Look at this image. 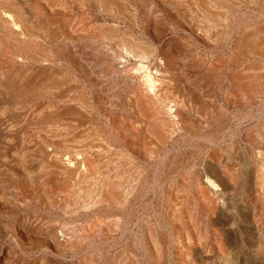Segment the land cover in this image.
I'll return each mask as SVG.
<instances>
[{
  "label": "rangeland",
  "instance_id": "374dc122",
  "mask_svg": "<svg viewBox=\"0 0 264 264\" xmlns=\"http://www.w3.org/2000/svg\"><path fill=\"white\" fill-rule=\"evenodd\" d=\"M5 1L0 0V264H176L180 248L191 264H224L229 254L226 264H263L264 179L257 175L261 156L251 146L255 138L250 140L254 132L257 139V133L264 135V54L257 46L264 41V0H55L60 11L51 26L41 24L45 16L35 13L46 40L31 47L11 25L15 14L5 11L11 6ZM127 45L156 53L147 65L153 69L159 62L164 71L158 97H147L140 63L128 55ZM59 84L63 98L56 96ZM162 96L183 107L204 132L170 121ZM223 148L226 159L236 154L238 161L226 203L230 212L210 215L193 175L205 168L212 151ZM57 159L67 168L57 170L52 165ZM169 198L178 200L171 204ZM223 226L231 230L228 235Z\"/></svg>",
  "mask_w": 264,
  "mask_h": 264
},
{
  "label": "bare ground",
  "instance_id": "6f19581e",
  "mask_svg": "<svg viewBox=\"0 0 264 264\" xmlns=\"http://www.w3.org/2000/svg\"><path fill=\"white\" fill-rule=\"evenodd\" d=\"M5 1V0H4ZM7 2H8V4L9 5H11L10 7H8V9L7 10H5V11H7V12H9L8 14L9 15H11V13L12 14H15L14 15V22H12V26H14V27H18L21 31H20V34L19 35H22V36H24V40H23V45H25V44H27L28 43V45L30 44V47L32 46V44L34 43V44H36V43H40V41H42V39L43 40H46V37H42V35H44L43 33H42V35L39 33V28L37 29V24L36 23H38V22H34V18H35V13L37 12V14L38 13H41V14H43L44 16H45V21L43 22L42 21V23L41 24H43V23H45L46 25H50L51 26V24L52 23H55L57 20H58V17H59V11H60V7H58L57 6V3L55 2V0H6ZM5 1V2H6ZM81 1V0H80ZM149 1V0H148ZM188 1H190V0H188ZM199 1V0H198ZM202 1V0H201ZM228 1H230V0H228ZM247 1V0H246ZM1 2H3V1H1ZM6 2V3H7ZM30 2H31V6H30ZM111 2V1H110ZM181 2V1H180ZM184 2H186V1H184ZM210 2V1H209ZM234 2V1H233ZM249 2V1H248ZM258 2V1H257ZM235 3H237V2H235ZM5 5V3H2V5ZM13 4V5H12ZM194 4V3H193ZM203 4H204V2H203ZM203 4H202V6H203ZM238 4V3H237ZM237 4H234V6L235 5H237ZM105 5H108V4H105ZM148 5V4H147ZM191 5H192V3H191ZM205 5V4H204ZM120 6V5H119ZM179 6V5H178ZM206 6H207V4H206ZM224 6V5H223ZM238 6H239V4H238ZM250 6H251V4H250ZM6 7V6H5ZM19 7V8H18ZM204 7V6H203ZM208 7V6H207ZM248 7V6H247ZM77 8H79V7H77ZM115 8V7H114ZM123 8V7H122ZM206 8V7H205ZM242 7H240V9H241ZM263 8H264V6H263ZM1 9V8H0ZM124 9V8H123ZM127 9V8H126ZM192 9H194V8H192ZM208 9V8H207ZM243 9V8H242ZM2 10V9H1ZM4 10V9H3ZM185 10H187V9H185ZM184 10V11H185ZM211 11H212V9H210ZM236 10V9H235ZM132 11V10H131ZM171 11V10H170ZM208 11V10H207ZM206 11V12H207ZM219 11V10H218ZM185 12H187V11H185ZM197 12V11H196ZM213 12H215L214 10H213ZM212 12V13H213ZM188 13V12H187ZM198 13V12H197ZM222 13H223V11H222ZM36 14V15H37ZM113 14V13H112ZM124 14V13H123ZM189 14H190V12H189ZM219 14V13H218ZM217 14V15H218ZM1 15V14H0ZM129 15V14H128ZM201 15V14H200ZM199 15V16H200ZM214 15V14H213ZM212 15V16H213ZM220 15V14H219ZM223 16H225L224 15V13L222 14ZM12 16V15H11ZM11 16H10V18H11ZM179 16V15H178ZM189 16V15H188ZM214 16H216V15H214ZM221 16V15H220ZM220 16H218V17H220ZM232 16V15H231ZM230 16V17H231ZM5 17V16H4ZM62 17V16H61ZM127 17V16H126ZM7 18H8V16H7ZM38 17H36V19H37ZM73 18V17H72ZM124 18H125V16H124ZM186 18V17H185ZM201 18V17H200ZM199 18V19H200ZM217 18V17H216ZM126 19V18H125ZM191 19V18H190ZM190 19H189V21H190ZM204 19V18H203ZM233 19V18H232ZM258 19H260V16L258 17ZM6 20V19H5ZM188 20V19H187ZM224 20V19H223ZM228 20V19H227ZM245 20V19H244ZM7 21V20H6ZM13 21V20H12ZM119 21V20H118ZM197 21V20H196ZM129 22H131V20L129 21ZM154 22V21H153ZM206 22V21H205ZM225 22V21H224ZM133 23V22H132ZM183 23V22H182ZM190 23H192V21L190 22ZM198 23V22H197ZM208 23V22H207ZM246 23V22H245ZM253 23V22H252ZM4 24V23H3ZM39 24V23H38ZM41 24H39V25H41ZM194 24V23H193ZM244 24V23H243ZM258 24V23H257ZM7 25V24H6ZM39 25H38V27H39ZM54 25V24H53ZM155 25V24H154ZM185 25V24H184ZM201 25V24H200ZM200 25H198V26H200ZM214 25V24H213ZM225 25V24H224ZM42 26H44V25H42ZM194 26V25H193ZM202 26V25H201ZM232 26V25H231ZM258 26V25H257ZM45 27V26H44ZM47 27V26H46ZM161 27V26H160ZM188 27V26H187ZM190 27H191V25H190ZM196 26H194L193 28H195ZM224 27V26H223ZM227 27V26H226ZM260 27V26H259ZM58 29H59V27H57ZM115 28V27H114ZM134 28H135V26H134ZM198 28V27H197ZM196 28V29H197ZM48 29H49V27H48ZM53 29V28H52ZM75 29V28H74ZM87 29V28H86ZM104 29V28H103ZM113 29V28H112ZM133 29V28H132ZM200 29H201V27H200ZM199 29V30H200ZM255 29H256V27H255ZM260 29V28H259ZM259 29H257V30H259ZM262 29V28H261ZM55 30H57L56 28H55ZM205 30V29H204ZM219 30H220V28H219ZM241 30H242V28H241ZM203 31V30H202ZM223 32H224V30H222ZM225 31H226V29H225ZM254 31V30H253ZM260 31V30H259ZM5 32V31H4ZM9 32V31H8ZM42 32V31H41ZM110 32V31H109ZM129 32V31H128ZM197 32H198V29H197ZM204 32V31H203ZM202 32V33H203ZM217 32V31H216ZM220 32H221V30H220ZM7 33V32H6ZM11 33V32H10ZM80 33V32H79ZM78 33V34H79ZM98 33V32H97ZM213 33H214V31H213ZM222 33V32H221ZM233 33V32H232ZM246 33V32H245ZM250 33V32H249ZM255 33H256V31H255ZM255 33H252L250 36H255ZM5 34V33H4ZM3 34V35H4ZM9 34V33H8ZM53 34V33H52ZM51 33H50V35H52ZM216 34V33H215ZM223 34V33H222ZM257 34H258V31H257ZM256 34V35H257ZM260 34V33H259ZM16 35V34H15ZM49 35V34H48ZM70 35V34H69ZM89 35V34H88ZM101 35V34H100ZM207 35V34H206ZM6 36H8V35H6ZM12 36V35H11ZM95 37H96V35H94ZM109 36V35H108ZM195 36V35H194ZM224 36H226L225 35V33H224ZM245 36H246V34H245ZM16 37H18L17 35H16ZM64 37V36H63ZM77 37H78V35H77ZM101 37V36H100ZM257 37V36H256ZM108 38V37H107ZM106 38V39H107ZM215 38V37H214ZM243 38V37H242ZM245 38V37H244ZM208 39V38H207ZM262 39V38H261ZM9 40V39H8ZM57 40V39H56ZM71 40V39H70ZM89 40V39H88ZM126 41H128V40H130V39H125ZM209 40V39H208ZM218 40H220V39H218ZM2 41V40H1ZM126 41H124V43L126 42ZM132 41V40H131ZM217 41V40H216ZM243 41V40H242ZM11 42H12V40H11ZM10 42V43H11ZM53 42V41H52ZM108 42V41H107ZM119 42V41H118ZM122 42V41H121ZM248 42V41H247ZM258 42V41H257ZM3 43V42H2ZM32 43V44H31ZM131 43V42H130ZM142 43V42H141ZM157 43V42H156ZM218 43V42H217ZM227 43V42H226ZM249 43V42H248ZM251 43V42H250ZM255 43V42H254ZM259 44L257 45L258 46V48L260 47L261 48V50H262V52L261 53H263L264 54V41H263V39L262 40H259V42H258ZM21 44V43H20ZM19 44V45H20ZM109 44V43H108ZM139 44V43H138ZM220 44V43H219ZM22 45V46H23ZM39 45V44H38ZM126 45V44H125ZM140 45V44H139ZM245 45V44H244ZM254 45V44H253ZM7 46H9V45H7ZM27 46V45H26ZM130 46V45H129ZM128 45H127V49H129V54L128 55H133V57L134 58H136L138 61H139V63L140 64H138L139 65V67H138V71H142L143 72V79L142 80H140V81H142L141 82V84H143V87L145 88L144 90H146V92H147V97L148 96H154L153 98H155L157 95H158V92L159 91H161V90H164L163 88H162V85H163V82H165L164 81V71H163V69H162V67L160 66V64H158L159 62H157V65H156V67H154L153 69H150V66L149 65H147V63L148 62H150V59H151V57H153L154 56V53L155 52H153V51H148V50H146V49H142V50H140V49H138V48H136V47H129ZM184 46V45H183ZM240 46V45H239ZM256 46V45H255ZM4 47V46H3ZM11 48H12V46H10ZM20 47V46H19ZM29 47V46H28ZM251 47V46H250ZM22 48V47H21ZM114 48V47H113ZM236 48H238V47H236ZM241 48H243V44H242V47ZM248 48V47H247ZM14 49V48H13ZM31 49V48H30ZM217 49V48H216ZM235 49V48H234ZM240 49V48H239ZM249 49V48H248ZM247 49V50H248ZM27 50V49H26ZM29 50V49H28ZM62 50V49H61ZM196 50H197V48H196ZM236 50V49H235ZM241 50V49H240ZM14 51V50H13ZM37 51V50H36ZM43 51H45V50H43ZM124 51V50H123ZM128 51V50H127ZM3 52V51H2ZM33 52H34V50H33ZM47 52H49V50L47 51ZM47 52H45V53H47ZM86 52V51H85ZM259 52V51H258ZM6 53V52H5ZM20 53L21 52H19V55H20ZM36 53V52H35ZM235 53V52H234ZM256 53V52H255ZM254 53V54H255ZM32 54V53H31ZM156 54V53H155ZM245 54V53H244ZM23 55V54H22ZM34 55V54H33ZM32 55V56H33ZM59 55V54H58ZM183 55V54H182ZM241 55H243V54H241ZM256 55V54H255ZM52 56V55H51ZM93 56V55H92ZM101 56V55H100ZM26 57H28V56H26ZM73 57V56H72ZM89 57V56H88ZM237 57V56H236ZM235 56H234V59L235 60H237V58H236ZM238 57H240V56H238ZM245 57H247V56H245ZM250 57H252V56H250ZM249 57V58H250ZM80 58V57H79ZM192 58V57H191ZM201 58V57H200ZM232 58V57H231ZM230 58V60H232ZM14 59H16V58H14ZM29 59V58H28ZM47 59V58H46ZM152 59H154V58H152ZM202 59H203V57H202ZM202 59H201V61H202ZM222 59V58H221ZM225 59V58H224ZM261 59V58H260ZM160 60V59H159ZM194 60V59H193ZM241 60H243V59H241ZM166 61V60H165ZM178 61V60H177ZM181 61V60H180ZM219 61V60H218ZM221 61V60H220ZM182 62V61H181ZM191 62V61H190ZM189 62V63H190ZM215 62V61H214ZM223 62H225V61H223ZM227 62V61H226ZM226 62H225V64L224 63H222V66H226ZM236 62V61H235ZM39 63V62H38ZM193 63V62H192ZM205 63V62H204ZM239 63H241L240 62V60H239ZM83 64V63H82ZM105 64V63H104ZM203 64V63H202ZM209 64V63H208ZM215 64V63H214ZM224 64V65H223ZM235 64H238L237 62L236 63H234V65ZM85 65V64H84ZM183 65V64H182ZM195 65V64H194ZM219 65V63L217 64V66ZM231 65H233V63L232 64H230V66ZM233 65V66H234ZM254 65V64H253ZM53 66V65H52ZM250 66V65H249ZM18 67V66H17ZM55 67V66H54ZM197 67H198V65H197ZM212 67V66H211ZM220 67V66H219ZM46 68V67H45ZM152 68V67H151ZM216 68V67H215ZM221 68V67H220ZM233 68V67H232ZM249 69H250V67H248ZM254 67H251V69H253ZM105 69V68H104ZM106 69H108V67L106 68ZM165 69V68H164ZM198 69H200V68H198ZM227 69V68H226ZM248 69V70H249ZM262 69V68H261ZM61 70V69H60ZM109 70V69H108ZM132 70V69H131ZM219 70V69H218ZM220 70H222V69H220ZM224 70V69H223ZM228 70V69H227ZM262 70H264V69H262ZM42 71V70H41ZM86 71V70H85ZM196 71V70H195ZM214 71H216L215 69H214ZM27 72V71H26ZM56 72V71H55ZM104 72V71H103ZM133 72V71H132ZM135 72V71H134ZM222 72H225V70L224 71H222ZM137 73V72H136ZM139 73V72H138ZM212 73V72H211ZM216 73H217V71H216ZM250 73H252V72H250ZM249 73V74H250ZM264 73V72H263ZM53 74V73H52ZM130 74V73H129ZM185 74V73H184ZM209 74V73H208ZM235 74V73H234ZM236 74H238L237 72H236ZM19 74H17V76H18ZM60 75V74H59ZM202 75H204V73L202 74ZM239 75H241V74H239ZM23 76V75H22ZM28 76V75H27ZM116 76V75H115ZM230 76H232L231 74H230ZM237 76V75H236ZM53 77V76H52ZM59 77V76H58ZM61 77V76H60ZM69 77H71V76H69ZM199 77H200V75H199ZM198 77V78H199ZM244 77H246V76H244ZM247 77H248V75H247ZM258 77V76H257ZM262 77H263V75H262ZM20 78V77H19ZM25 78H28V77H25ZM64 78V77H63ZM217 78V77H216ZM220 78V77H219ZM240 78V77H239ZM252 78V80H253V77H251ZM256 78V77H255ZM259 78V77H258ZM31 79V78H30ZM132 79V78H131ZM182 79H183V77H182ZM195 79V78H194ZM23 80V79H22ZM50 80V79H49ZM58 80V79H57ZM56 80V81H57ZM62 80V79H61ZM114 80V79H113ZM234 80V79H233ZM247 80V79H246ZM21 81V80H20ZM24 81V80H23ZM28 81H29V79H28ZM184 81H186V80H184ZM239 81V80H238ZM51 82V81H50ZM53 82H55V81H52V83ZM62 82V81H61ZM70 82V81H69ZM73 82V81H72ZM82 82V81H81ZM167 82V81H166ZM169 82V81H168ZM217 82V81H216ZM222 82V81H221ZM14 83V82H13ZM31 83V82H30ZM49 83V82H48ZM59 83V82H58ZM57 83V84H58ZM65 83H67V81L65 82ZM64 83V84H65ZM71 83V82H70ZM186 83H187V81H186ZM238 83V82H237ZM253 83V82H252ZM20 84V83H19ZM22 84V83H21ZM27 84V83H26ZM32 84V83H31ZM56 84V83H55ZM169 84H171V83H169ZM215 84V83H214ZM231 84H232V82H231ZM14 85V84H13ZM52 85H54V83L52 84ZM60 85V87H58L57 88V91L59 90V92H57V94H56V96L58 95L60 98H63L64 97V93H66V92H63L60 88H61V84H59ZM58 85V86H59ZM63 85V84H62ZM67 85V84H66ZM65 85V86H66ZM168 85V84H167ZM175 85V84H174ZM247 85V84H246ZM50 86V85H49ZM113 86V85H112ZM140 86H142V85H139V87L138 88H140ZM182 86V85H181ZM210 86V85H209ZM218 86H219V84H218ZM224 86V85H223ZM253 86V85H252ZM64 87V86H63ZM166 87V86H165ZM221 87V86H220ZM231 87V86H230ZM233 87V86H232ZM260 87V86H259ZM7 88V87H6ZM48 88V87H47ZM52 88H54V87H52ZM65 88V87H64ZM71 88H74V87H71ZM77 88V87H76ZM134 88V87H133ZM137 88V87H136ZM142 88V87H141ZM140 88V89H141ZM188 88V87H187ZM213 88V87H212ZM225 88H227V87H225ZM234 88V87H233ZM236 88H238L237 86H236ZM252 88V87H251ZM257 88V87H256ZM14 89H15V87H14ZM18 89V88H17ZM49 89V88H48ZM75 89V88H74ZM249 89V88H248ZM263 89V88H262ZM32 90V89H31ZM220 90V89H219ZM227 90V89H226ZM240 90H242V89H240ZM239 90V91H240ZM256 90V89H255ZM17 91V90H16ZM26 91V93H27V90H25ZM39 91V90H38ZM56 91V90H55ZM65 91V90H64ZM172 91V90H171ZM181 91V90H180ZM235 91H236V89H235ZM257 92H258V89L256 90ZM260 91V90H259ZM5 92V91H4ZM3 92V93H4ZM30 92V91H29ZM28 92V93H29ZM238 92V91H237ZM257 92H255V93H257ZM264 92V91H263ZM24 93V92H23ZM26 93H25V96H27L26 95ZM37 93V92H36ZM45 93H46V91H45ZM131 93V92H130ZM246 93H247V91H246ZM249 93V92H248ZM44 94V93H43ZM47 94V93H46ZM53 94H54V92H53ZM138 94V93H137ZM163 94V93H162ZM192 94V93H191ZM199 94V93H198ZM249 94H251V93H249ZM23 95V94H22ZM39 95H42V94H39ZM39 95H37V97L39 96ZM49 95H50V93H49ZM48 95V96H49ZM55 95V94H54ZM84 95V94H83ZM136 95V94H135ZM159 95H161L160 93H159ZM13 96V95H12ZM30 96H32L33 97V95H30ZM165 96V95H164ZM164 96H162L161 98H160V101H161V103H162V105L164 106V110H166V113L169 115V120L170 121H172L171 119H174V120H181V122L182 123H184V125H186V127L189 129V130H193L194 132L193 133H195V134H202L203 132H202V127H200V125H195V124H192V122L188 119V115H187V113H186V110L184 111V108L183 107H181V106H177L178 108H176L175 107V105H173L170 101L168 102V101H166V99L164 98ZM229 96V95H228ZM227 96V97H228ZM232 96V95H231ZM250 96V95H249ZM75 97V96H74ZM135 97V96H134ZM158 97V96H157ZM197 97V96H196ZM200 97H201V94H200ZM203 97V96H202ZM246 97V96H245ZM25 98H27V97H24V99ZM28 98H31V97H29L28 96ZM27 98V99H28ZM73 98V97H72ZM76 98V97H75ZM81 98H83V97H81ZM101 98V97H100ZM18 99H19V97H18ZM33 99H34V97H33ZM36 99V98H35ZM84 99V98H83ZM134 99V98H133ZM149 99H150V97H149ZM152 99V98H151ZM197 99V98H196ZM202 99V98H201ZM225 99V98H224ZM231 99V98H230ZM242 99H244V98H242ZM29 100V99H28ZM27 100V101H28ZM82 100V99H81ZM115 100H116V98H115ZM182 100V99H181ZM205 100V99H204ZM212 100H214V99H212ZM26 101V102H27ZM30 101V100H29ZM108 101V100H107ZM116 101H118V100H116ZM149 101V100H148ZM148 101H146L148 104L150 103V102H148ZM183 101V100H182ZM178 102V101H177ZM194 102V101H193ZM230 102V101H229ZM249 102V101H248ZM251 102V101H250ZM16 103V102H15ZM28 103V102H27ZM30 103V102H29ZM49 103V102H48ZM65 103V102H64ZM109 103V102H108ZM120 103V102H119ZM145 103V102H144ZM158 103V102H157ZM210 103H211V101H210ZM234 103V102H233ZM252 103V102H251ZM23 104V103H22ZM25 104V103H24ZM82 104V103H81ZM130 104V103H129ZM153 104H154V102H153ZM177 104V103H176ZM205 104V103H204ZM231 104V103H230ZM47 105V104H46ZM49 105V104H48ZM87 105V104H86ZM150 105H152V104H150ZM155 105H156V103H155ZM211 105V104H210ZM245 105V104H244ZM130 106V105H129ZM219 106V105H218ZM42 107V106H41ZM234 107V106H233ZM20 108V107H19ZM18 108V109H19ZM22 108H24V107H22ZM21 108V109H22ZM44 108V107H43ZM112 109V108H111ZM114 109V108H113ZM221 110H222V108H220ZM57 110V109H56ZM81 110V109H80ZM143 110V109H142ZM149 110V109H148ZM203 110V109H202ZM210 110V109H209ZM220 110V111H221ZM231 110V109H230ZM235 110V109H234ZM241 110V109H240ZM18 111V110H17ZM30 111H32V110H30ZM37 111V110H36ZM35 111V112H36ZM158 110H156V112H157ZM219 111V110H218ZM224 111H226V110H224ZM20 112V111H19ZM24 112H25V110H24ZM38 112V111H37ZM36 112V113H37ZM86 112V111H85ZM138 112V111H137ZM150 112H152V111H150ZM163 112V111H162ZM216 113H217V110L215 111ZM215 112H214V116L216 115L217 116V114H215ZM229 112V111H228ZM248 112V111H247ZM92 113V112H91ZM139 113V112H138ZM221 113V112H220ZM226 113V112H225ZM254 113V112H253ZM45 114V113H44ZM47 114H49V113H47ZM65 114V113H64ZM105 114V113H104ZM224 114V113H223ZM34 115V114H33ZM88 115V114H87ZM126 115H128V114H126ZM35 116V115H34ZM108 116V115H107ZM129 116V115H128ZM136 116V115H135ZM254 116V115H253ZM31 117H32V115H31ZM30 117V118H31ZM36 117V116H35ZM34 117V118H35ZM56 117H57V115H56ZM104 117V116H103ZM125 117V116H124ZM155 117H157V116H155ZM258 117V116H257ZM21 118V117H20ZM38 118V117H37ZM49 118H51V117H49ZM62 118V117H61ZM120 118H122V117H120ZM126 118V117H125ZM154 118V117H153ZM195 118V117H194ZM39 119V118H38ZM66 119V118H65ZM71 119V118H70ZM33 120V119H32ZM58 120H59V118H58ZM247 120V119H246ZM27 121V120H26ZM30 121V120H29ZM47 121V120H46ZM72 121V120H71ZM71 121H70V123H71ZM83 121V120H82ZM113 121V120H112ZM120 121H122V120H120ZM185 121V122H184ZM60 122V121H59ZM64 122V121H63ZM73 122V121H72ZM119 122V121H118ZM127 122V121H126ZM134 122V121H133ZM139 122V121H138ZM156 122H159V123H161V121H156ZM173 122V121H172ZM171 122V123H172ZM233 122V121H232ZM61 123V122H60ZM69 123V122H68ZM148 123V122H147ZM158 123V124H159ZM166 123V122H165ZM94 124H95V122H94ZM128 124V123H127ZM177 124V123H176ZM40 125V124H39ZM60 125V124H59ZM75 125V124H74ZM119 125H120V123H119ZM122 125V124H121ZM51 126V125H50ZM147 126V125H146ZM159 126V125H158ZM167 126V125H166ZM171 126H174L175 127V124L174 125H170L169 127H171ZM30 127V126H29ZM90 127V126H89ZM185 127V128H186ZM261 127V126H260ZM64 128H66V127H63V129ZM91 128H92V126H91ZM145 128V127H144ZM212 128V127H211ZM46 129V128H45ZM98 129H100V128H98ZM112 129H113V127H112ZM32 130H34V129H32ZM53 130V129H52ZM51 130V131H52ZM73 130V129H72ZM71 130V131H72ZM231 130V129H230ZM40 131V130H39ZM79 131V130H78ZM117 131V130H116ZM171 131V130H170ZM227 131H228V129H227ZM226 131V132H227ZM262 131V130H261ZM48 132V131H47ZM56 132V131H55ZM144 132V131H143ZM167 132V131H166ZM177 132V131H176ZM254 132V131H253ZM257 132V131H256ZM64 133V132H63ZM66 133V132H65ZM68 133V132H67ZM81 133V132H80ZM79 133V134H80ZM133 133V132H132ZM185 133V132H184ZM255 133V132H254ZM253 133V135L251 136V140H250V138H249V140L250 141H253V139L255 138L256 140H258L257 142L255 141V139H254V141L252 142V143H254V144H252L251 146L253 147V148H255V149H257V150H259V154H260V156H261V163L259 164V166H258V170L255 168V170H257L258 171V173H257V175L259 176V178H262V179H264V135H261L260 136V134L259 133H257L258 134V139H257V136H256V134H254ZM75 134V133H74ZM78 134V135H79ZM135 134V133H134ZM138 134V133H137ZM173 134V133H172ZM94 135V134H93ZM142 135V134H141ZM146 135V134H145ZM211 136V135H210ZM221 136V135H220ZM46 137H47V135H46ZM54 137H56V136H54ZM141 137V136H140ZM216 137V136H215ZM224 137V136H223ZM137 138H139V137H137ZM172 137H170V139H171ZM219 138V137H218ZM48 139V138H47ZM112 139V138H111ZM144 139H145V137H144ZM143 139V140H144ZM49 140H50V138H49ZM48 140V141H49ZM248 140V141H249ZM54 141V140H53ZM63 141V140H62ZM70 141V140H69ZM177 141V140H176ZM249 141V142H250ZM49 142H51V141H49ZM115 142H117V141H115ZM120 142V141H119ZM141 142V141H140ZM57 143V142H56ZM76 143V142H75ZM121 143V142H120ZM175 143V142H174ZM219 143V142H218ZM101 144V143H100ZM132 144V143H131ZM134 144V143H133ZM132 144V145H133ZM145 144V143H144ZM251 144V143H250ZM52 145V144H51ZM74 145V144H73ZM102 145V144H101ZM120 145V144H119ZM142 145V144H141ZM26 146V145H25ZM140 146V145H139ZM144 146V145H143ZM191 146V145H190ZM78 147V146H77ZM86 147V146H85ZM188 147V146H187ZM262 147H263V149H262ZM30 148H31V146H30ZM60 148V147H59ZM94 148V147H93ZM205 148V147H204ZM248 148V147H247ZM36 149V148H35ZM145 149H147V148H145ZM77 150H79V149H75L74 148V152H77ZM134 150H136V149H134ZM139 150V149H138ZM142 150V149H141ZM151 150V149H150ZM149 150V151H150ZM214 150V149H213ZM226 151L227 149H221V150H214V151H212V154H210L211 156L209 157V162L206 164V166H205V168L204 169H202V170H199V171H197V172H195L194 173V175H193V178H194V185H195V188H196V190H197V193H198V197H199V199H201V201L203 202V204H205L204 202H206L207 204H209V205H203V206H205L206 207V212L208 213V214H210V215H212V214H215L216 213V211H220V210H223V212L224 213H229L230 211H228L227 209L229 208V205L228 204H226L227 203V200L229 199L228 198V196L229 195H232L230 192H232L233 190H234V186L232 185V183H231V178H232V174H234V173H236L237 172V169H236V167H237V164H238V161H237V159H236V154L233 156V155H231L230 157H228V159H226L225 157H224V155L222 154V152L223 151ZM254 150V149H253ZM256 150V151H257ZM28 151V150H27ZM26 151V152H27ZM34 151V150H33ZM164 151V150H163ZM194 151V150H193ZM229 151V150H228ZM237 151H240V150H237ZM196 152V151H195ZM254 152V151H253ZM34 153V152H33ZM194 153V152H193ZM207 153V152H206ZM230 153V152H229ZM237 153V152H236ZM239 153V152H238ZM237 153V154H238ZM252 153V152H251ZM79 154H81V153H79L78 152V154H75V156H74V158L72 159V162L74 163V162H76L77 163V161H78V159H77V157H76V155H79ZM191 154V153H190ZM258 154V153H257ZM151 155V154H150ZM251 155V154H250ZM187 156V155H186ZM259 156V155H258ZM257 156V157H258ZM67 157V156H66ZM133 157V156H132ZM91 158V157H90ZM102 158V157H101ZM63 159V158H62ZM152 159V158H151ZM166 159V158H165ZM136 160V159H135ZM154 160V159H153ZM184 160V159H183ZM227 160V161H226ZM252 160L254 161V158H252ZM258 160H259V158H258ZM158 160H156V162H157ZM245 161H246V159H245ZM252 161V162H253ZM162 162V161H161ZM165 162V161H164ZM260 162V161H259ZM26 163V162H25ZM50 163H52L51 161H50ZM110 163V162H109ZM126 163V162H125ZM176 163V162H175ZM180 163V162H179ZM206 163V162H205ZM24 164V163H23ZM71 164V163H70ZM83 164V163H82ZM85 164V163H84ZM123 165H124V163H122ZM52 165H54V167L57 169V170H64V169H66L67 167L62 163V162H60V160L58 161V159L57 160H54V163H52ZM81 165V164H80ZM89 165V164H88ZM105 165V164H104ZM167 165V164H166ZM175 165V164H174ZM144 166V165H143ZM183 166V165H182ZM181 166V167H182ZM22 167V166H21ZM89 167V166H88ZM107 167V166H106ZM130 167H132V166H130ZM164 167V166H163ZM178 168V167H177ZM203 168V167H202ZM254 168V167H253ZM99 169V168H98ZM181 169V168H180ZM252 169V168H251ZM103 170V169H102ZM172 170V169H171ZM120 171V170H119ZM238 171H239V169H238ZM256 171V172H257ZM72 172V171H71ZM91 172H93L92 170H91ZM174 172V171H173ZM254 172V171H253ZM74 172H72V174H73ZM121 173H123V172H121ZM132 173V172H131ZM180 173V172H179ZM192 173V172H191ZM125 174V173H124ZM127 174V173H126ZM178 174V173H177ZM183 174V173H182ZM238 174V173H237ZM240 174V173H239ZM254 174V173H253ZM88 175V174H87ZM256 175V176H257ZM7 176V175H6ZM82 176H84V175H82ZM116 176H117V174H116ZM120 176H121V174H120ZM119 176V177H120ZM133 176V175H132ZM239 176H242V175H239ZM238 176V177H239ZM250 176H251V174H250ZM88 177V176H87ZM106 177V176H105ZM110 177H111V175H110ZM109 177V178H110ZM123 177H125V175H123ZM177 177V176H176ZM237 177V176H236ZM254 177V176H253ZM51 178V177H50ZM88 178H90V176L88 177ZM126 178V177H125ZM129 178H130V176H129ZM132 178V177H131ZM130 178V179H131ZM240 178V177H239ZM256 178V177H255ZM73 179V178H72ZM84 179V178H83ZM86 179V178H85ZM85 179H84V181H85ZM123 179V178H122ZM127 179V178H126ZM87 180V179H86ZM111 180V179H110ZM114 180H116V179H114ZM114 180H112L113 182H114ZM83 181V180H82ZM81 181V182H82ZM124 181H126L127 182V180H124ZM130 181H132V179L131 180H129V182ZM153 181V180H152ZM79 180H78V182H77V184H83V182L81 183ZM260 182V181H259ZM108 183V182H107ZM116 183V182H115ZM117 183H118V180H117ZM124 183V182H123ZM135 183V182H134ZM262 183V182H261ZM261 183H260V185H261ZM76 184V183H75ZM110 184V183H109ZM125 184V183H124ZM172 184V187H173V183H171ZM192 184V183H191ZM236 184V183H235ZM85 185V184H84ZM102 185H104V184H102ZM106 185V184H105ZM118 185H120V184H118ZM118 185H115L114 184V188H115V186H116V188H121V187H119ZM177 185V184H176ZM121 186V185H120ZM122 186H123V184H122ZM135 186H136V184H135ZM153 186V185H152ZM169 186H170V184H169ZM46 187V186H45ZM50 187V186H49ZM76 187V186H75ZM81 187V186H80ZM125 187V186H124ZM128 187V186H127ZM186 187V186H185ZM247 187V186H246ZM255 187V186H254ZM129 188V187H128ZM181 188V187H180ZM253 187H251V189H252ZM260 188V187H259ZM90 189V188H89ZM124 189V188H123ZM141 189V188H140ZM153 189V188H152ZM170 189H171V187H170ZM189 189V188H188ZM251 189H250V191H251ZM262 189V188H261ZM42 190V189H41ZM111 190V189H110ZM115 190V189H114ZM118 190H120V189H118ZM117 190V191H118ZM125 190V189H124ZM176 190V189H175ZM256 190H258V189H256ZM264 190V189H263ZM131 191V190H130ZM133 192L132 193H134V190H132ZM182 191V190H181ZM184 191V190H183ZM182 191V192H183ZM95 192V191H94ZM107 192V191H106ZM125 192H127V190H125ZM125 192H123L124 194H125ZM196 192V191H195ZM235 192V191H234ZM100 193H101V190H100ZM108 193V192H107ZM106 193V194H107ZM122 193V194H123ZM131 193V194H132ZM176 193V192H175ZM230 193V194H229ZM254 193V192H253ZM253 193H252V195H253ZM76 194V193H75ZM92 194V193H91ZM96 194V193H95ZM103 194V193H102ZM105 193H104V195H106ZM184 195V193H181V195ZM188 194V193H187ZM237 194V193H236ZM255 194V193H254ZM103 195V196H104ZM127 196H128V194H126ZM134 195V194H133ZM182 195V196H183ZM234 195V194H233ZM89 196V195H88ZM98 196V195H97ZM103 196H100V198H103ZM175 196V195H174ZM181 196V197H182ZM249 196H250V194H249ZM106 197H109V195L107 194V196ZM255 197H256V194H255ZM85 198V197H84ZM87 198H85V200H86ZM107 200H108V198H106ZM105 199V200H106ZM118 199V198H117ZM117 199H115L116 201H117ZM120 199V198H119ZM128 199V198H127ZM130 199V198H129ZM84 200V201H85ZM100 200V199H99ZM114 200V201H115ZM125 200V199H124ZM167 200V199H166ZM176 200H178V199H176ZM176 200L174 199V200H172L171 198H169V202L172 204H174V203H176ZM253 200V199H252ZM102 201V200H101ZM110 201H111V199H110ZM109 201V202H110ZM168 201V200H167ZM246 201V200H245ZM263 201H264V199H263ZM112 202V201H111ZM110 202V203H111ZM214 202H216V204L214 203ZM220 202H222V204H223V208H220V205H222V204H220ZM247 202V201H246ZM106 203V202H105ZM135 203V202H134ZM183 203V202H182ZM168 204V203H167ZM252 204V203H251ZM254 204H256L257 206H261V203L256 199L255 200V203ZM96 205V204H95ZM105 205V204H104ZM109 205V204H108ZM175 205H178V204H175ZM174 205V206H175ZM181 205V204H180ZM226 205H227V207H226ZM100 206V205H99ZM120 206H121V203H120ZM124 206V205H123ZM251 206V205H250ZM254 206V205H253ZM125 207V206H124ZM127 207V206H126ZM171 207H173L172 205H170V208ZM186 207H187V205H186ZM191 207V206H190ZM259 208V207H258ZM88 209V208H87ZM119 209V208H118ZM261 209V208H260ZM121 210H119V212H120ZM171 211V210H170ZM194 211V210H193ZM233 211V210H232ZM73 212V211H72ZM182 211H180V213H181ZM222 212V211H221ZM260 212V211H259ZM187 213V212H186ZM253 213V212H252ZM262 213V212H261ZM130 214V213H129ZM174 214L175 213H173V212H171V213H169V216L170 217H174ZM182 214V213H181ZM188 214V213H187ZM222 214V213H221ZM231 215V214H230ZM123 216V215H122ZM207 216V215H206ZM220 216V215H219ZM121 217V216H120ZM175 218V217H174ZM174 218H173V220H174ZM96 219V218H95ZM99 219V218H98ZM127 219V218H126ZM213 219V218H212ZM256 219V218H255ZM210 220H211V218H210ZM216 220V219H215ZM252 220V219H251ZM99 221V220H98ZM108 221H111V220H108ZM119 221V220H118ZM188 221H189V219H188ZM170 224H171V230L173 231V232H176L178 229H175V227L173 226V225H175V224H173L172 225V222H169ZM189 223V222H188ZM215 223H216V221H215ZM227 223H228V221H227ZM236 223V222H235ZM252 223V222H251ZM120 224V223H119ZM118 224V225H119ZM157 224V223H156ZM169 224V225H170ZM179 223L177 222V225H178ZM230 224V223H229ZM112 225V224H111ZM180 225V224H179ZM212 225H213V223H212ZM223 225H225V224H223ZM108 226V225H107ZM176 226V225H175ZM179 227V226H178ZM181 227V226H180ZM214 227V226H213ZM216 227V226H215ZM228 227V226H227ZM111 228V227H110ZM97 229V228H96ZM104 229V228H103ZM180 229V228H179ZM193 229V228H192ZM248 229V228H247ZM222 231H223V233H225V235H228L229 233H227V232H231V230L228 228H226L225 226H223L222 227V229H221ZM250 230V229H249ZM89 231V230H88ZM98 231H99V229H98ZM216 231V230H215ZM180 232V231H179ZM250 232V231H249ZM91 233V232H90ZM217 233V232H216ZM176 234H177V232H176ZM185 234V233H184ZM199 234V233H198ZM83 235H85V234H83ZM87 235V234H86ZM91 235H92V233H91ZM98 235V234H97ZM232 236H233V234H232ZM124 237V236H123ZM224 237V236H223ZM162 238V237H161ZM185 238V237H184ZM222 238V237H221ZM166 239V238H165ZM218 239H219V237H218ZM223 239V238H222ZM229 239H230V237H229ZM163 240V239H162ZM226 240V239H225ZM231 240V239H230ZM165 241V240H164ZM223 241V240H222ZM224 242V241H223ZM51 243V242H50ZM166 243V242H165ZM214 244V243H213ZM180 245V244H179ZM185 245V244H184ZM221 245V244H220ZM229 245H232V243H228V245L226 244V246L225 245H223L222 247H221V250H220V252L221 253H224V252H226V249L228 248V246ZM234 245V244H233ZM166 246V245H165ZM188 246H191V242L189 241V245ZM178 247V246H177ZM181 247V246H180ZM159 248V247H158ZM196 248V247H195ZM167 249V248H166ZM172 249V248H171ZM178 249V248H177ZM191 250H193V248H192V246H191V248H190ZM235 249V248H234ZM189 250V249H188ZM228 250H230V248L228 249ZM170 250H168V252H169ZM177 251V250H176ZM198 251V250H197ZM156 252V251H155ZM168 252H166V253H168ZM174 252V251H173ZM192 252V251H191ZM213 252V251H212ZM171 253V252H170ZM174 254V253H173ZM203 254V253H202ZM220 254V253H219ZM166 255V254H165ZM175 255V254H174ZM212 255V254H211ZM217 254H215V256H216ZM223 255V254H222ZM221 255V256H222ZM226 255H228V254H226ZM178 256H179V258L178 259H176V260H174L175 262H176V264H191V262L190 261H188V259L186 258L187 257V254H186V252H185V249H184V252H182V249L180 248L179 249V251H178ZM177 256V257H178ZM198 256V255H197ZM218 256V255H217ZM230 254H229V259L227 260V259H225V261H224V264H226V263H229L230 262ZM219 257V256H218ZM223 257V256H222ZM133 258V257H132ZM188 258H190V257H188ZM197 258V257H196ZM236 258H237V256H236ZM235 258V259H236ZM239 258V257H238ZM234 259V258H233ZM240 259V258H239ZM239 259H238V261H239ZM224 260V259H223ZM258 260V259H257ZM173 261V262H174ZM218 261V260H217ZM238 261H237V263H238ZM219 262V261H218ZM222 262V261H221ZM244 263L246 262V260H244L243 261ZM249 262V261H248ZM198 263V262H197ZM231 263V262H230ZM236 263V262H235ZM174 264V263H173ZM212 264V263H211ZM240 264V263H239ZM249 264V263H248ZM264 264V263H263Z\"/></svg>",
  "mask_w": 264,
  "mask_h": 264
}]
</instances>
